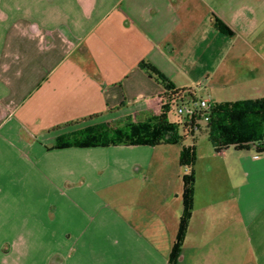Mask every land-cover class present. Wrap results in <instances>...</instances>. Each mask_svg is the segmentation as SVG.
<instances>
[{
    "label": "crops",
    "instance_id": "crops-1",
    "mask_svg": "<svg viewBox=\"0 0 264 264\" xmlns=\"http://www.w3.org/2000/svg\"><path fill=\"white\" fill-rule=\"evenodd\" d=\"M263 30L264 0H0V264H168L192 138L57 148L56 128L155 114L165 89L142 61L212 103L231 78L232 101L264 98ZM195 139L177 264H264V151Z\"/></svg>",
    "mask_w": 264,
    "mask_h": 264
},
{
    "label": "trees",
    "instance_id": "trees-1",
    "mask_svg": "<svg viewBox=\"0 0 264 264\" xmlns=\"http://www.w3.org/2000/svg\"><path fill=\"white\" fill-rule=\"evenodd\" d=\"M219 29L226 26L218 19ZM140 67L164 87L158 96L159 110L143 121H134L130 116H120L109 121H96L92 115L80 121L58 126L61 132L56 137L54 147L68 146H109V145H159L177 144L192 138V144L184 145L180 153V163L190 169L184 177V211L180 230L173 246L168 264H177L189 220L192 215L195 172L197 159L195 134L204 124L209 140L217 151L234 146L237 149L255 146L256 152L264 151V98L246 99L235 102L211 103L208 108L199 105L201 99L192 88H179L146 61ZM192 108L188 114L186 109ZM174 113L175 120L170 119ZM92 121V122H91Z\"/></svg>",
    "mask_w": 264,
    "mask_h": 264
},
{
    "label": "rangeland",
    "instance_id": "rangeland-1",
    "mask_svg": "<svg viewBox=\"0 0 264 264\" xmlns=\"http://www.w3.org/2000/svg\"><path fill=\"white\" fill-rule=\"evenodd\" d=\"M219 29V28H218ZM221 32H223V39H219V40H222L223 42L221 43V41H217L216 43H215V47L216 48H218L219 49V53L220 54H222V53H227L228 51H229V48H230V44H231V37H230V35L232 34H230V33H228V32H226V30H223V29H219ZM229 34V35H228ZM260 36H263L264 37V30H263V33L260 35ZM260 36H258L257 35V39H260ZM256 43L257 44H255V47L256 48H258L259 50L261 49V51H263L264 52V45H259L258 43V41H256ZM263 44H264V42H262ZM247 47V45H244L243 43L242 44H238L237 46H236V48L239 50L240 49V51H244L245 50V48ZM263 47V48H262ZM210 64H212V62L210 63ZM200 69V68H199ZM197 74H198V72H197ZM195 77H197V76H195ZM224 79H226V78H220V77H217L216 79H214L213 80V82L212 83H214L215 82V84H225V81H228V80H224ZM236 80H238V78H236ZM231 84L234 86V88L233 89H238V90H243L244 89V86L242 85L241 86V84H240V82H236V81H233V78H231L229 81H228V83H227V85L230 87L231 86ZM218 87L219 86H216V88L214 89V95H216V93L219 91L218 90ZM232 88H229V90H228V93H227V100H230V101H225V102H235V101H232L233 100V98H234V90H233ZM204 92H205V90H204ZM217 95H221L220 93H218ZM242 100H245V99H242ZM236 101H238V100H236ZM175 115H174V113L172 112V113H170V119L171 120H175ZM196 133L199 135V141H200V146L199 147H201V146H206L207 145V143L209 142L208 141V139H207V131H206V129L204 128V124H202V127L200 128V129H198L197 131H196Z\"/></svg>",
    "mask_w": 264,
    "mask_h": 264
},
{
    "label": "built area",
    "instance_id": "built-area-1",
    "mask_svg": "<svg viewBox=\"0 0 264 264\" xmlns=\"http://www.w3.org/2000/svg\"><path fill=\"white\" fill-rule=\"evenodd\" d=\"M212 102L209 100V99H201L200 102H199V105L202 107V108H208L210 106ZM186 112L188 114H191L192 113V108L191 107H188L186 109Z\"/></svg>",
    "mask_w": 264,
    "mask_h": 264
}]
</instances>
